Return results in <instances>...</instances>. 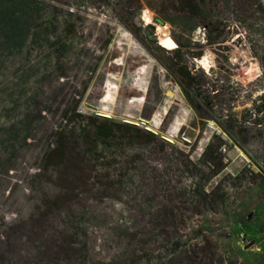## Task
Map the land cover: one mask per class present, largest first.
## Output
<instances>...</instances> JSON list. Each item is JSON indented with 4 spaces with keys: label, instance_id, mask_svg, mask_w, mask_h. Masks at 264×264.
Instances as JSON below:
<instances>
[{
    "label": "rangeland",
    "instance_id": "obj_1",
    "mask_svg": "<svg viewBox=\"0 0 264 264\" xmlns=\"http://www.w3.org/2000/svg\"><path fill=\"white\" fill-rule=\"evenodd\" d=\"M149 1L160 13L147 0H31L27 30L0 48V264L31 259L43 203L59 190L60 169L42 156L66 113L72 126L104 118L160 141L157 154L149 146L99 148L106 165L96 171L110 173L112 198L73 214L93 260L120 254L136 232L138 239H157L148 215L157 202L149 204L142 170L133 169L137 156L160 181L191 186L190 163L199 166L206 146L221 140L223 170L212 178L205 170V194L214 189L211 210L189 218L184 241L197 232L223 264H264V110L254 112L264 107V0ZM148 27L156 44L169 35L176 49L150 52ZM164 65L194 68L199 79L212 70L226 86L224 96L208 111L202 92L194 110ZM121 165L126 171L118 173ZM78 168L71 162L65 170Z\"/></svg>",
    "mask_w": 264,
    "mask_h": 264
},
{
    "label": "trees",
    "instance_id": "obj_2",
    "mask_svg": "<svg viewBox=\"0 0 264 264\" xmlns=\"http://www.w3.org/2000/svg\"><path fill=\"white\" fill-rule=\"evenodd\" d=\"M29 2L31 0H0V48L13 43L18 34L27 30L29 19L25 6ZM147 5L156 14L160 13L149 0ZM170 6L173 8L174 4L170 2ZM154 22L162 25L157 18ZM148 28L149 51L167 54L168 50L157 45L158 40L156 44L152 39L153 27ZM206 44L211 48L212 43L207 41ZM186 49L190 50V45H187ZM175 54L174 52L173 55ZM164 68L196 111L202 104H197L194 96L202 98L201 93L204 92L203 101L208 111L213 108L212 101L224 96L226 86L220 83L221 79L212 70H209L211 74L208 72L207 75L201 72L202 79H199L194 68L173 65H164ZM263 110V106H257L254 112L259 116L263 115ZM226 114L228 115L222 117L229 121L233 114L230 109L226 110ZM64 116L65 125L56 131L53 143L42 156V162L47 166L63 169L55 175L59 190L56 195L48 196L47 201L43 203V210L38 218L39 227L31 243L33 253L28 264H223L204 236L198 237L195 232L193 238L184 241V230L190 217H199L206 209L211 210L212 203L207 199L214 195V189L205 194V170L209 178L223 170L221 160L222 151L226 147L224 141L220 140L217 146L209 143L201 156L199 166L190 163L191 186H171L168 181H160L162 176L155 167H147L144 159L137 156L139 164L133 169L142 170L140 179H146V185L151 192V197L147 199L149 204L155 206L157 202L153 213L148 214L152 219L151 232L156 233L157 239H138L136 232L130 236L129 243H125L123 252L108 261H95L89 254L83 228L75 223L73 214L74 210L84 214L90 203L112 198L114 183L110 173L96 171L97 166L102 168L106 165L105 157L99 148L104 150L123 146L142 149L149 146L151 152L157 154V143L160 141L151 132L134 125L86 117L85 123L76 127L71 125V118L67 113ZM222 130L226 132L224 128ZM133 160L125 163L135 164ZM71 162H75L79 168L76 173L68 174L65 169ZM111 164L110 161L107 166L110 167ZM123 171L126 169L121 165L118 173ZM68 182L75 186H70Z\"/></svg>",
    "mask_w": 264,
    "mask_h": 264
},
{
    "label": "bare ground",
    "instance_id": "obj_3",
    "mask_svg": "<svg viewBox=\"0 0 264 264\" xmlns=\"http://www.w3.org/2000/svg\"><path fill=\"white\" fill-rule=\"evenodd\" d=\"M143 18L145 19V21H148L147 20V15H148V10L147 9H145L144 11H143ZM158 45L160 46V47H162V48H164V49H166V50H169V51H174L175 49H176V44H175V42L169 37V35L168 36H165V37H163V38H159L158 39ZM200 60H202V59H200ZM195 62H197L198 64H203V65H205V67H206V64H207V62L205 61V60H202V63H200L199 62V59L197 60V61H195ZM209 65V64H208ZM105 100V99H104ZM107 100V99H106ZM99 115L100 116H106V117H108V115H106V114H102V113H99ZM148 123L149 124H153L151 121H148Z\"/></svg>",
    "mask_w": 264,
    "mask_h": 264
},
{
    "label": "water",
    "instance_id": "obj_4",
    "mask_svg": "<svg viewBox=\"0 0 264 264\" xmlns=\"http://www.w3.org/2000/svg\"><path fill=\"white\" fill-rule=\"evenodd\" d=\"M152 38H153V36H152ZM142 124H145L144 122H141Z\"/></svg>",
    "mask_w": 264,
    "mask_h": 264
},
{
    "label": "built area",
    "instance_id": "obj_5",
    "mask_svg": "<svg viewBox=\"0 0 264 264\" xmlns=\"http://www.w3.org/2000/svg\"><path fill=\"white\" fill-rule=\"evenodd\" d=\"M144 126V124H142Z\"/></svg>",
    "mask_w": 264,
    "mask_h": 264
}]
</instances>
